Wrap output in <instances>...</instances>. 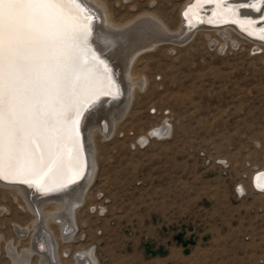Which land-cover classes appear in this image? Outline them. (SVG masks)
<instances>
[{"label": "rangeland", "instance_id": "obj_1", "mask_svg": "<svg viewBox=\"0 0 264 264\" xmlns=\"http://www.w3.org/2000/svg\"><path fill=\"white\" fill-rule=\"evenodd\" d=\"M182 1L104 0L115 18L152 11L170 28ZM229 36L163 35L139 53L133 73L145 83L113 135L94 137L97 170L73 237L62 240L48 221L58 252L67 249L63 263L91 247L98 264H264V190L251 183L264 169V46ZM162 122L169 137L140 146L136 138ZM34 219L20 193L0 184V264H22Z\"/></svg>", "mask_w": 264, "mask_h": 264}, {"label": "snow or ice", "instance_id": "obj_2", "mask_svg": "<svg viewBox=\"0 0 264 264\" xmlns=\"http://www.w3.org/2000/svg\"><path fill=\"white\" fill-rule=\"evenodd\" d=\"M241 7L264 12V0ZM89 12L84 0H0V180L44 189L45 178L57 176L67 189L86 175L81 101L92 91L90 68L104 64L89 46ZM258 33L264 40V27Z\"/></svg>", "mask_w": 264, "mask_h": 264}, {"label": "bare ground", "instance_id": "obj_3", "mask_svg": "<svg viewBox=\"0 0 264 264\" xmlns=\"http://www.w3.org/2000/svg\"><path fill=\"white\" fill-rule=\"evenodd\" d=\"M168 1H175L178 3L181 0ZM191 1L192 0L182 1L178 6L175 4L178 10L177 19L174 23L176 25L174 28H170L168 26L169 23H165L152 11L133 15L125 20L122 18L120 20V18H118L120 16L115 18L116 16L110 13V9L104 0H84L88 9L94 13V19L91 22L92 34L89 37V46L99 59L104 62L99 69H96L94 66L90 68L94 73L92 91L90 94L83 97L81 101V109H83L89 101L100 97L98 102L89 107L80 119L79 134H81L85 159L82 150L80 156L82 160L86 161V165L83 168L86 175L67 189H60V183H67V179L62 180L57 176L46 177L47 186L44 189H38L35 185L29 186V184L21 183L13 179L0 180L2 186L15 189L20 193L28 209L35 217L32 222L31 247L24 250L25 254L23 253L18 256L22 264H28L27 258H29L28 256L31 255V253H36L42 264H66L62 262L61 254L66 252L67 249L58 252V240L55 239L54 233L51 230L52 228L48 225V221L51 220L58 226L60 231L59 235L62 240L68 242V240L73 237V232L75 230L74 211L87 197L88 189L94 182L97 170L94 137L96 134H99L102 138H109L113 135L115 126H117L116 124L124 117L130 106L135 89H140L142 82L145 83L142 77L136 76L137 78H135L133 73L135 72L133 71V66L135 65H133V63L139 53L142 51L145 52L146 49H151L157 44L159 45V43H161L160 37L163 35L167 36V40L178 42L179 39H187L195 31L203 28L219 33L225 40L230 37V30H233L238 35L254 42L258 48L264 46V42L251 39L243 32L239 31L242 30L247 34L252 32L253 36L259 37V28H257L255 24L249 27L246 22L247 20H240L238 16H256L260 13L256 11V9L242 7L237 9L235 14V8L230 6L223 8L218 4L217 0H215L216 4L214 5V10H212L214 14H211V16L204 14V16H201V21L197 22L191 14L192 11L200 7L199 9L204 8L206 10L204 13H208L212 5L210 3L202 5V3H197V0H195L191 5L193 6L191 11H189V6L186 12L182 13L183 8ZM230 1L232 3H239L246 2L247 0ZM130 6H136L135 2H132ZM229 8L233 9V11H226ZM217 16L221 19L234 17L236 19L235 25H212L214 19L218 18ZM98 20L100 22H98ZM170 20L171 18L168 22ZM261 27H264V25ZM105 65L107 66V70L109 69L107 77L104 75ZM108 79L113 81L111 86H109L107 82ZM170 132V124L168 125L162 122L161 124L151 127L145 134L139 135L136 140L141 146L149 142L151 137L158 140L166 139L169 137ZM68 151L74 155V149L71 144L68 145ZM71 176L72 173L70 172L69 177ZM251 183L254 187L264 190V169H258L252 174ZM57 188H59V190H57ZM244 190V186L240 184L236 188V193L242 194ZM48 203L54 206L50 211H46L44 208ZM99 209L102 212L103 209ZM16 231L18 234H25L27 229L17 228ZM11 256L15 259L13 254ZM71 256L73 259V263L71 264H98L97 258L91 247L79 249L73 252Z\"/></svg>", "mask_w": 264, "mask_h": 264}, {"label": "water", "instance_id": "obj_4", "mask_svg": "<svg viewBox=\"0 0 264 264\" xmlns=\"http://www.w3.org/2000/svg\"><path fill=\"white\" fill-rule=\"evenodd\" d=\"M194 1L195 0H192L189 4H187L184 8H183V10H182V13H185L186 12V10H187V8L189 7V6H191L193 3H194ZM252 2H254V0H247L246 2H239V3H232L230 0H228V3H225V4H223V5H221L223 8H226V7H233V8H235V14H236V11H237V9H239V8H242L241 7V5L242 4H249V3H252ZM199 3H202V5L203 4H206V3H210L211 5H212V8H211V10L210 11H208V13H204L206 10L204 9V8H201V9H199V8H197V10H193L192 11V16H193V18H194V20L195 21H201V16H204V14L205 15H207V16H211V14L213 15L214 13H213V11L212 10H214V5L216 4V1L215 0H212L211 2H206V0H200V2ZM257 7H261L260 5H257ZM245 8H252V7H245ZM254 11V10H253ZM89 16L91 17V22H92V20L94 19V13L90 10V12H89ZM239 16V19L240 20H247L246 22L248 23L249 21H251L252 22V24H255L256 25V27L257 28H260L261 26H263L264 25V20H262L261 19V17L262 16H264V12H260L258 15H256V16H252V17H250V16H248V15H238ZM218 18H215L214 19V21L212 22V25H220V24H232V25H235V22H233V21H235L236 19L234 18V17H232V18H227V19H221V18H219V16H217ZM249 20V21H248ZM246 23V24H247ZM239 31H241V32H243L246 36H248L249 38H251V39H255V40H259V41H262V42H264V40H261V39H259V37H256V36H253V35H249V34H247V33H245L244 31H242V30H239ZM109 70V69H108ZM100 99V97H97L96 99H93V100H91V101H89L84 107H83V109H81V112L82 113H84L86 110H88V108L89 107H91V106H93L94 104H96L97 102H98V100ZM81 119V118H80ZM79 141H80V145H81V149H82V154H83V156H84V159H85V154H84V149H83V145H82V139H81V134H79ZM85 161V160H84ZM237 188V187H236ZM61 189V188H60ZM256 190H260V189H257V188H255ZM57 190H59V188H57Z\"/></svg>", "mask_w": 264, "mask_h": 264}]
</instances>
